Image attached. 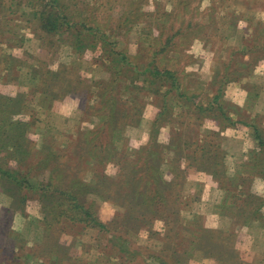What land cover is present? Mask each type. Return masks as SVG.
<instances>
[{
    "label": "rangeland",
    "instance_id": "obj_1",
    "mask_svg": "<svg viewBox=\"0 0 264 264\" xmlns=\"http://www.w3.org/2000/svg\"><path fill=\"white\" fill-rule=\"evenodd\" d=\"M41 1L0 0V96L21 94L10 117L24 123L11 131L1 114L0 148L24 132L31 148L23 163L0 150L20 175L0 173V264H264V146L252 127L264 139V0H63L81 25L59 33L32 15ZM219 89L227 122L185 98L204 105ZM89 141L98 155L81 153ZM70 162L79 181L104 182L74 203L55 191L46 206L20 183L28 168L47 179ZM133 170L145 197L163 196L160 216L121 197ZM80 203L107 227L78 219ZM203 231L211 247L193 249Z\"/></svg>",
    "mask_w": 264,
    "mask_h": 264
},
{
    "label": "trees",
    "instance_id": "obj_2",
    "mask_svg": "<svg viewBox=\"0 0 264 264\" xmlns=\"http://www.w3.org/2000/svg\"><path fill=\"white\" fill-rule=\"evenodd\" d=\"M34 8H35V10L31 11L32 15L36 16V15L40 14V15H38L41 17L40 18L41 19L40 25H41V27H43L44 29H46L49 32L53 31L55 33L56 32L59 33L62 26L63 27L68 26V27L72 28V27H76V26L81 25L79 21H71L70 20L71 10L68 9V7L64 4L63 0H42L38 4H35ZM89 27H90L89 25L83 24V29H85V28L88 29ZM109 42L110 41L106 42V44H108ZM74 46H75V44H74ZM76 46L78 47L79 44H77ZM103 52H105V50H103ZM125 59L126 58H124V61H125ZM122 65H126V64L124 63ZM156 71H157V75L162 74V73L165 75L170 74L172 76V79L173 80L175 79V77H173L174 73L170 69H164L161 71L156 70ZM48 72L49 71H47L46 73H48ZM49 73L52 75L51 76L52 79L56 80L57 76H55L52 72H49ZM45 82L46 81L44 80V78L42 76L40 85H43ZM179 89H181L180 86H179ZM179 94H180V96L184 95L183 93H179ZM20 95L21 94H18L15 97L0 96V116H1V114L3 115L2 121L4 122V125L7 127L6 129H10L11 131L12 130H14V131L15 130H17V131L21 130V127H22L21 125L24 124L20 121H13L10 117L11 114L20 112L19 109H20V106L22 105V103L20 104V102L22 100ZM191 97L192 96H189V95L187 97H185L187 99V102L189 104L191 103L196 109L201 110V113H204V116L209 117V114L208 113L205 114V111L208 110L210 107L215 106V107H217L216 109H218L223 114V116H222L223 119H221V120H223V121L225 120L226 122H227V120H230L229 117H227V114H225L227 112L226 104L222 102L223 101L222 100V93H221L220 89L216 93L212 94V96L210 98H208L206 104H204V105L198 101L193 102V99ZM164 110H165V107L163 106L161 108V110L158 112L157 117L155 118L156 119L155 121L157 123H160L158 121H159V118L162 117L163 113L165 112ZM9 111H12V112H9ZM6 123H7V125H6ZM232 123L234 124V122H232ZM252 125H253L252 127H253V132L255 134V138H257L259 143L264 146V139L261 136V132H259L260 130H259L258 126L256 124H252ZM2 128L3 127L1 125L0 126V134L3 135L4 134V132H3L4 128H3V130H2ZM19 133H21V132H19ZM17 134L18 133H16L14 136H10L9 139L7 138L2 143L0 150L4 151V157L9 156V157L14 158V160H16L18 163H21V162L23 163V161H25L26 157L31 153V148H29L25 145V141H26V138L24 135L25 132L23 134H20V135H17ZM92 142L93 141H89V143L88 142L84 143V146L82 147L83 151L81 153H83L86 156L88 154L89 155H98L99 151L97 149H99L101 151V146L98 147L97 144L96 145L92 144ZM9 148H11L12 150H10ZM16 152H17V154H15ZM153 154L154 153H151V152L148 153L149 156L152 155L151 160L155 161V159H153ZM4 157L2 156V158H4ZM39 165H41V164H39ZM2 167H3L2 164H0V173L2 172V174H6L9 177L18 180V177H20V175H16L14 172H12V171L10 172L9 170L4 171ZM143 167H144V170H143L144 173H146V174L149 173V169H151V168L148 167L147 165H144V164H143ZM50 168H49L50 172H49L47 179H45V178L40 179L39 178L40 175L39 176L37 175L38 170L36 168H34V169L28 168L30 170L27 169L24 172L23 180H20V183L24 184L27 187L28 191H31L33 194L35 193L36 194L35 196L37 197V199L40 202L42 201L45 206L47 204H49L51 200H53V198L55 196L54 194L56 193L55 191L62 192L61 196L67 197L68 199H70V201H72V203H74L77 200V197H78L77 194L79 193L76 190H79L81 192V191L86 190L87 186H93V185H98V187H99L104 182V179L101 181L102 183L97 182L98 175L94 176L95 177V178H93L94 182H82V181H79L77 178H74L73 177L74 174H77V172H80V170L77 168V165L75 168V165L73 164V162H70L69 168L68 167H66V168L58 167V169L55 173H53ZM31 172H32V174H30ZM34 173H36V175L38 177ZM136 173L137 172L134 170H133V172L129 173V175L132 178L131 182L132 183L134 182L133 187L131 186L132 183L129 181V176H128V179L126 178L127 176H124V178H122V182L125 185V188L123 187V192L122 193L120 192L121 197L122 198L124 197L125 199H130L131 197H133V200L137 203V206L139 209H143L144 206L146 207V206H148V204H150V206L153 209L154 214L159 215L160 213H158L159 210L157 209V206L159 205L160 202H162V203L164 202L163 196H161V194H160L159 197H156L153 199H151V198L148 199L147 197H145L144 193H142L141 190L138 189L139 184L137 182V177H138V180L141 183L143 181V184L145 183V185L148 184L147 178H145V179L143 178L144 180H142V178L139 177L138 175H136ZM27 176H29L31 178L33 177L32 178V179H34L33 182L29 181L28 179L25 180V177L27 178ZM127 181H128V183H130V185L127 183ZM98 183H100V184H98ZM116 192L117 191H116L115 187L111 186V188H108L106 190L101 191V193H102L101 195L105 199H110V197H111V199H114L113 197H117V194H115ZM114 201H116V198ZM121 201H119L117 203H123L124 207L126 208L125 212H128V213L127 214L124 213L125 218L131 219L132 208H134V205L129 203L128 200L123 201V202H121ZM76 208L78 210L77 212L81 213V217L78 219H80L84 222H87L90 225L94 224L95 226H97L99 228H106L107 227V224L99 221L98 218L93 215L92 212H94V211H92L89 208H86L84 206V204L83 205H81V203L76 204ZM59 211L60 212H58V215H60L61 212H65V208L63 211H61V210H59ZM144 213H145V211L140 210V212H138V214H135V218H134V220L132 219V221L135 223L136 222L135 220H137V218L139 216H140V219H142L143 217L147 218V216L144 215ZM71 218H73V216H71ZM125 218H119L118 220H120V222L121 221L125 222L126 221ZM123 222H121V223H123ZM128 222L129 221H127L126 223L128 224ZM202 229H201V231H202ZM205 231L207 232L209 230L205 229ZM205 231H203L200 234V238H199L200 242L198 241V244H197V242L192 241L193 249H197L198 245L200 246V249H208L209 247H211V244L209 247L208 246L207 247L206 246L201 247V245H202L201 239L204 240V236H205L204 232ZM162 253H164V252L162 251ZM183 253H185V255H186L188 253V250H184ZM156 259H158L161 264H167L165 262V259H163V256H161V257L156 256ZM186 260H187V258H186Z\"/></svg>",
    "mask_w": 264,
    "mask_h": 264
},
{
    "label": "crops",
    "instance_id": "obj_3",
    "mask_svg": "<svg viewBox=\"0 0 264 264\" xmlns=\"http://www.w3.org/2000/svg\"><path fill=\"white\" fill-rule=\"evenodd\" d=\"M263 213H264V210H263Z\"/></svg>",
    "mask_w": 264,
    "mask_h": 264
}]
</instances>
